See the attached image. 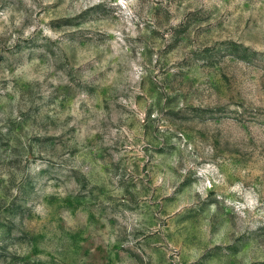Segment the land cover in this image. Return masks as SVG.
<instances>
[{"label": "rangeland", "instance_id": "374dc122", "mask_svg": "<svg viewBox=\"0 0 264 264\" xmlns=\"http://www.w3.org/2000/svg\"><path fill=\"white\" fill-rule=\"evenodd\" d=\"M0 264H264V0H0Z\"/></svg>", "mask_w": 264, "mask_h": 264}]
</instances>
